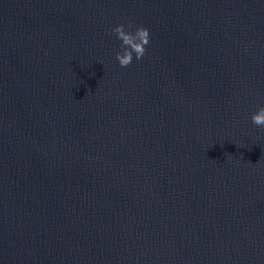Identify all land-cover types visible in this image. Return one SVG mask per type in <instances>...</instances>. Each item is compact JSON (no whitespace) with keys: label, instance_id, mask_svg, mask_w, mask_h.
Segmentation results:
<instances>
[{"label":"water","instance_id":"obj_1","mask_svg":"<svg viewBox=\"0 0 264 264\" xmlns=\"http://www.w3.org/2000/svg\"><path fill=\"white\" fill-rule=\"evenodd\" d=\"M260 106L264 0H0V264H264Z\"/></svg>","mask_w":264,"mask_h":264},{"label":"clouds","instance_id":"obj_2","mask_svg":"<svg viewBox=\"0 0 264 264\" xmlns=\"http://www.w3.org/2000/svg\"><path fill=\"white\" fill-rule=\"evenodd\" d=\"M127 29L124 24H117L111 28V33L121 41L122 51L115 54V59L121 67H127L132 63L133 54L137 60H140L149 44V30L144 26H135L128 23ZM251 122L261 128H264V106H260L250 115Z\"/></svg>","mask_w":264,"mask_h":264}]
</instances>
